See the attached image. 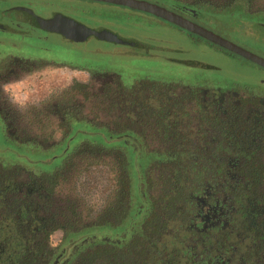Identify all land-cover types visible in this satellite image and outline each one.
I'll use <instances>...</instances> for the list:
<instances>
[{
    "label": "trees",
    "instance_id": "16d2710c",
    "mask_svg": "<svg viewBox=\"0 0 264 264\" xmlns=\"http://www.w3.org/2000/svg\"><path fill=\"white\" fill-rule=\"evenodd\" d=\"M188 1L193 2L191 6L198 9L205 2L220 7L235 2L236 6L246 8L247 12L252 10L254 4V0ZM2 10L8 20L14 23L0 21V29L28 34L27 28L34 27L62 34L42 26L56 14H63L62 11L55 10L44 15L29 1L14 2ZM136 40L142 46L147 44L138 38ZM40 60L43 59L14 58L7 61V67L0 68V72H9L24 63L26 70H29L36 67ZM175 60L197 66L207 65L191 59ZM133 85L139 86V93H133ZM178 85L184 87L179 95L202 96L200 87L191 88L179 82L160 84L147 78L131 87L120 85V91H108L109 95L105 96L110 100L109 111L120 114L118 122H99L90 118L85 114L83 100L79 97L59 98L46 108L49 117H54L61 128L60 138L54 141L38 136L12 135L7 126L4 129L5 122L1 119L3 125L0 126V136L3 142L0 143V153L7 156L8 161L4 162L0 158V264H58L68 248L70 253L61 264H116L117 258L127 260L130 248L128 240L136 228L140 229L135 216L151 210L150 207L157 210V196L165 198L167 203L164 205L168 209L172 208L175 191L182 189L181 182L187 173L181 161L185 150L168 146L153 149L148 145V136L144 131L146 126L151 125L160 141H175V138L169 137L176 134L166 131V126H169L166 110L172 102L180 99L171 100L168 97L171 101L162 99L158 107H153L149 102L150 96H146L144 90L174 96L177 94L174 86ZM225 89L228 88H221L219 93L223 94ZM232 115V119L245 118L247 121L241 124H248L249 128L257 125L255 117L248 112L238 113L234 110ZM219 118L220 125H225L226 117L222 115ZM231 136H235L234 133ZM103 155L110 156L118 167L121 184L118 199L83 224L77 201L69 199L65 206H59L56 191L79 159ZM135 174L142 181L143 188L140 187L139 179L135 186ZM155 174L161 180V191L157 196L152 192ZM148 199H152L151 204ZM58 232L62 235L56 242Z\"/></svg>",
    "mask_w": 264,
    "mask_h": 264
},
{
    "label": "rangeland",
    "instance_id": "374dc122",
    "mask_svg": "<svg viewBox=\"0 0 264 264\" xmlns=\"http://www.w3.org/2000/svg\"><path fill=\"white\" fill-rule=\"evenodd\" d=\"M17 1H29L44 15L58 10L69 12L89 24L101 21L124 36L145 38L140 41L147 44L130 46L102 41L94 36L85 42L76 43L58 34L34 27L27 28L28 34L0 29L1 67H7V61H12L14 58L43 59L38 61L36 67L25 70L21 75L8 79L0 85V109H3L5 115L0 117V126L3 125L1 120L3 119L4 129L7 126L8 132L12 135L38 136L51 141L59 139L61 128L54 117H49L46 108L63 97L81 98L83 110L90 118L99 122H118L120 114L109 111L110 100L105 94L109 95L108 91H120V85L131 87L132 84H138L141 79L146 78L160 84L179 82L191 88H228L233 84H239L242 87H253L255 90L264 89L262 82L264 69L259 65L204 43L197 45L178 30L136 25L134 21L131 23L121 16H113L115 8L91 5L84 0H0V8L10 6ZM75 7L78 9L73 12ZM83 7L95 11L87 14L81 10ZM261 7L264 8V0H254L252 10ZM237 14L230 11L205 13L206 20L210 19L214 23L210 28H214L216 33L264 55V28L244 23L246 20L240 21ZM255 18L262 19L263 16L251 15L249 20ZM150 36L153 38L149 39ZM158 37L161 40L154 39ZM174 46L179 48L178 51L167 50ZM175 59L202 61L211 65V68L207 65L197 66L188 62H179ZM183 89L181 85L174 86L177 94L172 96L173 98L160 92L155 94L146 90L144 92L146 96H150V104L158 107L162 99L170 101L168 97L171 99L183 97V94L179 95ZM131 90H135L133 93H139V86L133 85ZM192 109L191 102H188L183 110L191 112ZM180 110L181 108L176 106L171 108L170 117L174 119ZM180 119L181 123L186 125V120L183 117ZM189 119L192 121L191 118ZM178 127L181 128V124ZM144 131L147 133L150 147L159 144L160 138L153 126H146ZM1 137L0 143L3 142ZM0 158L4 162L8 161L7 156L2 153ZM117 168L110 156L103 155L96 158L86 156L79 159L68 178L56 191L57 204L65 206L69 199L76 200L81 223H88L118 199L121 184ZM155 176L152 192L157 196L161 191V180L158 174ZM138 179L140 181L135 174V186L138 184ZM142 186L143 183L140 181V187L143 188ZM61 235V232L57 233L56 242L60 240ZM67 252L70 253V248L65 253Z\"/></svg>",
    "mask_w": 264,
    "mask_h": 264
},
{
    "label": "flooded vegetation",
    "instance_id": "af4514ba",
    "mask_svg": "<svg viewBox=\"0 0 264 264\" xmlns=\"http://www.w3.org/2000/svg\"><path fill=\"white\" fill-rule=\"evenodd\" d=\"M84 1L91 5L115 8L113 16H121L131 23L134 21L136 25L178 30L197 45L204 43L259 65L151 12L105 1ZM147 1L164 6L213 31L215 29L210 27L214 23L210 19L206 20V11H237L240 21L246 20L244 23L264 28V9L256 8L247 12L246 8H239L235 2L225 7L205 2L198 9L191 6L193 2L188 0ZM73 9L75 12L78 7ZM81 10L87 14L95 11L88 7ZM2 11L0 8V21H11ZM62 13L90 27L112 28L101 21L89 24L69 12ZM251 15H261L263 18L249 20ZM154 39L161 40L160 37ZM178 49L174 46L167 50L173 52ZM259 66L264 69V66ZM25 70V65L19 64L9 72L1 71L0 85ZM200 90H203L200 91L202 96L182 95L178 102H172L170 109L166 110V122L169 124L166 131L176 134L169 137L175 138V141H160L151 147L168 146L185 150L181 161L187 173L181 182L182 189L175 191L172 208L168 209L164 205L167 203L165 198L157 196V210L150 207L151 210L135 216L140 229L136 228L128 240L130 248L127 260L117 258L116 264H264V89L255 90L250 86L233 84L223 94L219 93L221 87H200ZM188 102L193 108L191 112L183 110ZM175 106L181 110L172 119L169 114ZM234 110L253 115L257 125L249 128L248 124H241L247 121L245 118L232 119ZM222 115L226 117L225 125H220L219 117ZM3 116V109H0V117ZM180 117L186 120V125L181 123ZM180 124L181 128L178 127ZM233 133L235 136H231ZM151 202L152 199H148V203Z\"/></svg>",
    "mask_w": 264,
    "mask_h": 264
},
{
    "label": "water",
    "instance_id": "95a60500",
    "mask_svg": "<svg viewBox=\"0 0 264 264\" xmlns=\"http://www.w3.org/2000/svg\"><path fill=\"white\" fill-rule=\"evenodd\" d=\"M98 1H105L120 5H126L129 7L151 12L183 28H186L189 31L195 32L200 36L208 39L209 41L219 44L220 46L228 50L238 53L243 57L258 63L261 66H264L263 56L157 3H153L147 0H98ZM42 26L49 30H55L61 32L68 39H72L75 42H85L90 37L94 36L99 40L106 42L124 44L130 46H137V45L142 46L141 42H139L138 44L136 38L134 37L124 36L115 30L108 29L105 27H97V28L90 27L83 22L77 21L67 15H63L60 13L56 14V16L53 19L49 21H45V23L42 24ZM68 255H69L68 252L65 253L60 258L58 264H60V262Z\"/></svg>",
    "mask_w": 264,
    "mask_h": 264
}]
</instances>
